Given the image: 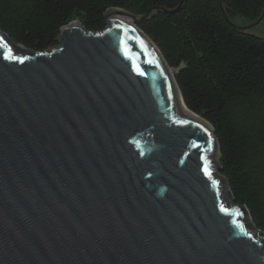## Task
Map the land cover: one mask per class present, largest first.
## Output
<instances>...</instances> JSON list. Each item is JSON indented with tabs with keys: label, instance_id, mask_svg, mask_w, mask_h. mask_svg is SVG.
<instances>
[{
	"label": "water",
	"instance_id": "obj_1",
	"mask_svg": "<svg viewBox=\"0 0 264 264\" xmlns=\"http://www.w3.org/2000/svg\"><path fill=\"white\" fill-rule=\"evenodd\" d=\"M149 16L109 9L45 52L0 30V264H264Z\"/></svg>",
	"mask_w": 264,
	"mask_h": 264
},
{
	"label": "trees",
	"instance_id": "obj_2",
	"mask_svg": "<svg viewBox=\"0 0 264 264\" xmlns=\"http://www.w3.org/2000/svg\"><path fill=\"white\" fill-rule=\"evenodd\" d=\"M109 9L150 13L135 25L172 70L187 109L212 126L233 204L264 232V37L231 23L264 19V0H0V30L45 52L72 22L102 32Z\"/></svg>",
	"mask_w": 264,
	"mask_h": 264
},
{
	"label": "rangeland",
	"instance_id": "obj_3",
	"mask_svg": "<svg viewBox=\"0 0 264 264\" xmlns=\"http://www.w3.org/2000/svg\"><path fill=\"white\" fill-rule=\"evenodd\" d=\"M231 23L237 27L245 29L248 33L264 37V19L252 20L236 16L231 19ZM172 73V70H171ZM227 208H231L229 204H224Z\"/></svg>",
	"mask_w": 264,
	"mask_h": 264
},
{
	"label": "snow or ice",
	"instance_id": "obj_4",
	"mask_svg": "<svg viewBox=\"0 0 264 264\" xmlns=\"http://www.w3.org/2000/svg\"><path fill=\"white\" fill-rule=\"evenodd\" d=\"M5 47H7V45H5ZM8 52L10 53L11 52V49L9 48L8 49ZM6 58H13V59H18V60H20L21 62H23L22 61V58H19V57H6ZM138 71H139V69H137ZM142 74V73H141ZM205 171L207 172V169H205ZM214 183H218L217 181H214Z\"/></svg>",
	"mask_w": 264,
	"mask_h": 264
},
{
	"label": "bare ground",
	"instance_id": "obj_5",
	"mask_svg": "<svg viewBox=\"0 0 264 264\" xmlns=\"http://www.w3.org/2000/svg\"><path fill=\"white\" fill-rule=\"evenodd\" d=\"M78 23V22H77ZM79 24V23H78ZM133 24H134V21H133ZM135 25V24H134ZM155 46V45H154ZM156 47V46H155ZM157 48V47H156ZM158 50V49H157ZM159 51V50H158ZM159 53H160V51H159ZM161 54V53H160ZM162 56V55H161ZM170 71V70H169ZM170 74H171V76H172V73H171V71H170ZM172 78H173V76H172ZM174 80V79H173ZM201 118V117H200Z\"/></svg>",
	"mask_w": 264,
	"mask_h": 264
}]
</instances>
